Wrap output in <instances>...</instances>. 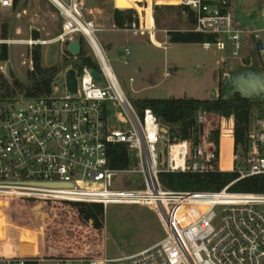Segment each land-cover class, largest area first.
Segmentation results:
<instances>
[{
  "label": "built area",
  "instance_id": "2783aa9c",
  "mask_svg": "<svg viewBox=\"0 0 264 264\" xmlns=\"http://www.w3.org/2000/svg\"><path fill=\"white\" fill-rule=\"evenodd\" d=\"M47 1L62 20L61 30L53 39L34 44L59 45L54 65L58 71L49 94L35 98L19 95L0 109V198L11 208L20 199L39 200L44 206L50 201L97 205L103 215L111 204L142 205L161 223L164 237L133 255L106 257L102 229L94 234V244L97 235L102 237L92 256H62L54 259L56 264H264V194L230 192L232 183L216 192H174L164 189L159 181L161 171L204 174L220 170L221 140H233L232 117L226 120L199 112L195 143L170 142L168 127L148 109L139 117L125 96L95 36L99 28L84 17L85 0ZM232 1L144 0L146 9L142 13L137 10V17L121 30L133 36L146 33L151 38L155 30L152 7L176 6L191 14L194 23L189 31L216 36L215 42L203 43L202 48L222 53L229 44L231 56L236 58L245 39L259 49L264 28L241 27L232 13ZM0 9L15 12V0H0ZM24 13L22 9L15 16ZM76 39L89 48L91 56L87 57L96 68L81 64L78 55L66 50ZM129 57L130 50L123 49L124 65ZM27 66L33 70L31 59ZM71 69L75 93L66 85V73ZM92 70L98 72V79ZM109 105L120 111L124 127L109 124ZM214 117L215 127L210 120ZM215 133L218 142L212 138ZM114 144L124 145L128 155L133 153L131 169L110 168L107 149ZM232 162L238 180L264 174V115L251 114L245 152H233ZM132 172L141 176V188L112 189L116 174ZM52 184L64 186H43ZM55 212L44 209L39 224ZM11 241H16L15 237ZM7 244L5 237L0 238V248ZM29 258L3 253L0 264H27L33 260Z\"/></svg>",
  "mask_w": 264,
  "mask_h": 264
},
{
  "label": "rangeland",
  "instance_id": "374dc122",
  "mask_svg": "<svg viewBox=\"0 0 264 264\" xmlns=\"http://www.w3.org/2000/svg\"><path fill=\"white\" fill-rule=\"evenodd\" d=\"M262 1L264 2V0H233L232 10L241 27L252 29L262 27L261 15L264 11V6L261 5ZM137 2L139 1L134 2L137 9L146 7L144 0L141 1V4ZM114 3L115 0H85L84 17L100 24L103 28L98 30L95 36L109 59L110 66L130 103L145 98L205 99L210 98L212 90L216 91L217 98L222 88L238 87L243 80L264 83V50L256 52L250 46L249 56L242 58L243 52H241L239 57L234 58L231 56L229 44L222 53L213 49L206 50L200 44H170L166 37L159 38L158 35H167V31H184L190 27L187 15L181 11L180 7L174 6H159L157 8L153 6L155 37L156 40L163 41L165 46L164 49L157 48L150 43L147 34L135 37L129 32L114 31L110 28L111 22L108 21V18L113 14ZM22 9L25 13L17 18L15 12ZM131 10L136 14V9ZM15 12L0 9V24L8 25V38L6 39L8 42L4 43L8 48V59L4 62L0 61V75L10 80L12 73L16 79L25 82L28 61L31 59L30 52L34 45H38L34 42L53 39L61 30L62 20L56 9L47 0H22L17 3ZM262 41L264 43V33ZM40 46L44 53L46 46ZM124 48L130 50L127 65L121 61ZM83 49L86 56H91L89 48L84 44ZM222 59H224L223 62ZM173 67L178 69L176 76L165 78L163 73ZM135 69L137 73H135ZM129 78L132 80L130 81ZM136 90L138 91L135 92ZM9 102V99L0 101V109ZM107 116L108 122L112 126L121 128L126 125L120 111L110 105ZM210 120L212 121L211 126L215 127L217 125L216 117ZM229 144V140H221L220 167H228ZM129 159L128 170L135 162L132 152L129 154ZM141 186L142 178L135 172L118 173L112 181V189L115 190H135ZM13 207H10L8 212L10 217L6 216L4 211L0 216H4L5 220L13 219L19 212L17 202L13 204ZM25 211L28 212L27 210L20 212ZM44 218L46 217L44 216ZM71 221L72 219L69 217L67 223L70 224ZM100 224L104 231V252L108 258L133 255L154 245L164 237L159 219L152 210L142 205H108ZM48 229L49 223L45 219L42 224H39L38 246L41 254L29 259L50 258L47 254ZM66 232V248L71 251L75 246V231L69 225ZM101 237L102 235L96 236L93 249L98 248ZM39 264L56 263L44 260Z\"/></svg>",
  "mask_w": 264,
  "mask_h": 264
},
{
  "label": "trees",
  "instance_id": "16d2710c",
  "mask_svg": "<svg viewBox=\"0 0 264 264\" xmlns=\"http://www.w3.org/2000/svg\"><path fill=\"white\" fill-rule=\"evenodd\" d=\"M140 0H115L112 18L116 28H123L135 17L134 2ZM17 0H15V6ZM157 8V6L155 7ZM179 8V7H178ZM124 9V10H120ZM127 9V10H125ZM187 21L190 26L194 21L190 13H187ZM37 35L36 33H34ZM170 44H203L213 43L215 35L201 34L189 30H174L167 32ZM8 38V25L0 24V39ZM33 70L26 73V81H20L10 74V80L0 75V101L13 100L19 95L26 98H35L50 93V85L54 75L58 71L57 66L45 67L43 65V52L40 45H34L30 52ZM66 54L67 51H65ZM81 64L90 68H96L91 59L88 58L83 49L78 54ZM8 59V48L6 44H0V61ZM264 70V62H263ZM232 89L224 87L217 98L194 99L188 97L166 98V99H138L131 102L139 117L143 111L148 109L156 119L168 127L170 142L189 141L195 143L199 127L196 124V117L199 112H207L225 119H233V152L238 151L244 154L246 134L250 127L251 114L257 112L264 115V99H247L239 93H232ZM218 142L217 134L212 137ZM109 166L114 170H124L130 165V159L126 147L122 144L110 145L107 149ZM238 173L232 171L214 170L204 174L186 172L161 171L159 181L162 187L174 192H216L232 183L230 192L264 194V174L250 176L238 180ZM45 203L39 200L17 201L18 215L13 219L0 218V238L5 237L9 241L7 246L0 248V255L12 253L14 256L38 257L41 252L38 246L39 216L44 209L57 210L48 216L49 243L47 254L52 258H59L67 255L75 257H90L93 255L94 234L101 233L102 208L97 205H86L80 203H62L50 201ZM41 205L40 209L37 207ZM9 202L0 198V211L9 216ZM28 212H20L21 210ZM1 213V212H0ZM71 217L70 224L67 223ZM3 222V223H2ZM71 226L74 232V248L70 251L66 248V228ZM15 229V230H14ZM15 237L16 241H11ZM27 264H37L36 261H28Z\"/></svg>",
  "mask_w": 264,
  "mask_h": 264
},
{
  "label": "water",
  "instance_id": "95a60500",
  "mask_svg": "<svg viewBox=\"0 0 264 264\" xmlns=\"http://www.w3.org/2000/svg\"><path fill=\"white\" fill-rule=\"evenodd\" d=\"M116 9H119L115 6ZM80 41L78 39L73 40L68 43L66 50L71 55H78L80 52ZM259 50H262V46L259 45ZM59 52V45L57 43H50L44 49L43 53V65L45 67H52L56 64L57 55ZM92 76L95 79L99 78V74L96 70L91 71ZM66 85L67 90L71 93L76 92V79L74 76V71L71 69L66 73ZM232 93H239L242 97L247 99H264V83L255 81H241L240 86L232 88ZM210 98H216V91L212 90ZM46 187H57L64 185H43Z\"/></svg>",
  "mask_w": 264,
  "mask_h": 264
},
{
  "label": "crops",
  "instance_id": "0c3cea01",
  "mask_svg": "<svg viewBox=\"0 0 264 264\" xmlns=\"http://www.w3.org/2000/svg\"><path fill=\"white\" fill-rule=\"evenodd\" d=\"M138 3V2H137ZM115 4V3H114ZM139 4V3H138ZM137 4V5H138ZM261 5L262 6H264V2L262 1L261 2ZM115 6V5H114ZM156 7V6H155ZM157 7H159V6H157ZM174 7H176V6H174ZM232 7H233V1H232V5H231V10H232ZM115 8V7H114ZM116 9V8H115ZM144 9H146L145 7H141L140 9H136V10H140L141 11V13L143 12V10ZM152 9H153V7H152ZM120 10H124V9H120ZM182 11V10H181ZM136 13H137V11H136ZM232 13H233V10H232ZM233 15H234V13H233ZM153 16V15H152ZM188 16V15H187ZM262 16V27L261 28H264V11H263V14L261 15ZM137 17V14H135V17L134 18H136ZM234 18H235V15H234ZM90 20V19H89ZM153 20H154V18H153ZM236 20V19H235ZM91 21H93V20H91ZM108 21H110L111 22V29L112 30H114V31H124V30H121V29H119V28H116L115 26H114V23H113V18H112V15L111 16H109V18H108ZM94 22V21H93ZM95 23V22H94ZM95 25L99 28V30H101V29H103L102 27H101V25L100 24H96L95 23ZM190 26V25H189ZM193 26V25H192ZM192 26H190L189 28H187V29H185V30H188V29H190ZM261 28H259V29H261ZM252 29V28H251ZM184 30V31H185ZM182 31V30H181ZM126 32V31H125ZM165 33H166V31H164ZM168 32V31H167ZM131 34V33H130ZM146 34V33H145ZM132 35V34H131ZM143 34H140V35H138V36H142ZM148 35V34H147ZM133 36V35H132ZM166 37L167 39H168V37H167V35L165 34V35H158V37L159 38H161V37ZM135 37H137V36H135ZM149 37V36H148ZM149 40H150V43H152V45L153 46H155V47H157V48H165V46L163 45L164 44V42L163 41H159V40H156V37H155V30H154V32H153V35H152V37L150 38L149 37ZM261 43H262V50H264V43H263V41H262V36H261ZM160 45V46H159ZM250 46L254 49L253 51H261V50H259V49H257V48H255V46H254V43L252 42V41H250V40H243V49H242V51L241 52H243L242 53V58H245V57H247V56H249L250 55V53L248 52V50H250ZM125 49V48H124ZM240 55H241V53H240ZM223 60L224 59H222V62H223ZM113 70V69H112ZM135 71V73H137V70L135 69L134 70ZM114 72V71H113ZM178 72V69H177V67H173V68H171L170 70H168V71H165L164 73H163V75H164V77L165 78H171V77H175L176 76V73ZM115 74V73H114ZM115 76H116V74H115ZM116 78H117V76H116ZM130 79V81L132 80V78H129ZM117 80H118V78H117ZM119 82V81H118ZM138 90H136L135 92H137ZM189 98V97H188ZM223 140V139H222ZM227 140H229V139H227ZM230 141V144H229V148H228V167H221V171H231L232 169H233V162H232V154H233V140H229ZM220 158H221V148H220ZM230 158H231V160H230ZM219 165H220V159H219ZM160 241V240H159ZM158 241V242H159ZM157 243V242H156ZM155 243V244H156ZM49 256V255H48ZM44 260H51V261H54V258H52L51 256H50V258L49 257H45V258H39V259H35V260H33V261H36L37 262V264H39L40 262H42V261H44Z\"/></svg>",
  "mask_w": 264,
  "mask_h": 264
},
{
  "label": "bare ground",
  "instance_id": "6f19581e",
  "mask_svg": "<svg viewBox=\"0 0 264 264\" xmlns=\"http://www.w3.org/2000/svg\"><path fill=\"white\" fill-rule=\"evenodd\" d=\"M140 1H141V0H140ZM133 8H134V9H137L136 5H134ZM19 43H21V42H19ZM175 152H176V151H175ZM176 160H177V158H176ZM177 163L179 164V163H180V160H177ZM40 208H41V205H39V206L37 207V209H40Z\"/></svg>",
  "mask_w": 264,
  "mask_h": 264
}]
</instances>
